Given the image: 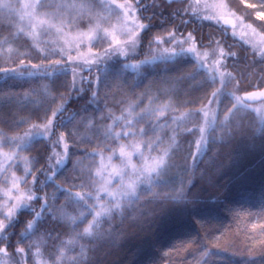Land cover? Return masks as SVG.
Returning a JSON list of instances; mask_svg holds the SVG:
<instances>
[{
    "label": "snow or ice",
    "instance_id": "6c2138e0",
    "mask_svg": "<svg viewBox=\"0 0 264 264\" xmlns=\"http://www.w3.org/2000/svg\"><path fill=\"white\" fill-rule=\"evenodd\" d=\"M93 4L94 0H91L88 4L89 11H91ZM112 5L113 15L116 18L127 15L129 10L135 11L136 8L141 7L139 3L135 7L131 4L119 5L115 3V0H112ZM65 7L66 5L59 3L58 0H31V2L21 5L18 10L13 9L7 3H0V9L6 8L10 11L22 13L21 20L27 17L29 21L28 35L30 37L48 35L54 30L57 34H60L65 24L79 27L80 23L87 22L88 25L95 24V28L82 34L77 48L107 44V48H104L102 53H93V59L83 61L79 56H72L70 54L71 50L66 54L63 48H53L45 51L37 46L35 50L38 55L33 57L29 53H24L28 58L27 63L24 59H21L15 67H0V93H4L5 88H8L5 96L8 100L16 98V94L11 92V88L16 87V82L24 80L26 77H41L49 80L53 85H56L59 81L71 89L69 96L64 97L61 94L62 102L54 111L51 110L50 104L48 106L42 105L41 112L37 115L43 123H31L22 135L9 136L0 128V147L6 145L13 149L12 154L7 156V160L10 162L8 168L20 163L27 165L23 168V177L17 178L14 173L12 174L13 186L11 191H19V187L15 183L17 179L20 185H28L27 177L32 176L31 187L25 188L20 195L9 197L7 203L0 205V245H3V247H0V254L7 258L6 264L14 259L15 264H24L26 251L29 258L44 255L41 246L36 243H28L26 247H15V256L8 253V248L12 246L11 238L14 235H18L19 239L16 243L19 244L24 241L29 233L32 235L40 233V239L46 236L47 239L53 240L52 251L47 253L51 264H98V248L93 245L97 244L104 236L102 222L111 225L112 220L119 217L120 222L113 226L112 231L121 234L123 238L127 235L126 230L121 227L125 220H129L131 224L138 227H143L145 224L150 225L151 223L152 216L149 215V212H154V208L144 209L138 216H134L133 213L137 211L138 206L155 205L162 207L169 204L188 205L194 203V197L191 196V181L188 188H185L183 183L177 188L170 186L167 178L168 171L173 166L170 163V153L174 154L180 147L176 143V136L179 132L199 135V138L195 140L196 152L192 153L193 163L191 166L186 165V169L190 170L193 176L196 175L198 167L196 161L204 155V147L209 141L214 144L222 141L221 147L230 145L232 142V133L235 131L236 122L235 120H229L225 123L220 120L219 109L212 116L209 115L208 111L201 108L188 109L181 116H169V113L175 111L171 102L150 108H140L139 103L134 102L130 103L121 112L120 116H115L110 111H106L108 106L106 101L101 99L102 90L103 96L108 97L114 86L121 90L126 88L139 100L146 93H137L136 88L140 87L145 80H148L156 72V68H153L151 72L145 71L144 66L157 65L159 62V65H162L159 71L163 73L159 76L160 82L168 83L173 79L167 75L168 73L177 71L181 64L191 62L192 71L181 73L175 79L196 81L197 76H201V80L197 81V89L218 84L219 87H216L215 91L211 93L209 104L219 105L223 103L224 99L230 97L235 100V103H232L231 108L228 109L229 113H232L233 110L239 111L241 108H250L244 98L234 95L230 86L233 85L235 77L231 73L220 72L215 67L207 68L196 47L185 48L183 46L188 43L189 39H196L191 33H188V36L182 39H177V36H182V34L174 30L167 31L165 35H150L152 19L144 17L147 23L138 25L139 32H132L131 34L125 32L126 39L123 41L115 40L114 37L109 39L107 29L101 27V24L97 22V17L82 14L78 21L66 19L61 11ZM189 7L191 8V5ZM184 11L187 12L188 9ZM193 11L195 10L193 9ZM258 18L264 20V12L258 13ZM204 19L217 21L218 18L209 16L204 17ZM182 23L186 22L182 21ZM57 24L62 27L57 28ZM223 27L227 31L230 26L227 22H224ZM37 29H39V32H37ZM165 44L170 45V47H163ZM228 55L235 56L236 54L228 53ZM117 56L123 57L122 69L109 71V61ZM139 56L143 58L136 59ZM53 57L59 58L53 59ZM188 57H191L190 61L187 59ZM261 57L264 58V52H261ZM32 59H38L40 62L33 64L31 63ZM216 63L222 68L226 67L221 61ZM93 68L96 69L97 73L94 80L90 78ZM127 69H131L132 73H135L131 80L124 72ZM85 72L89 75L85 76ZM69 76H71L70 81L67 79ZM77 77L80 78L79 85L77 84ZM8 81L13 83L8 84ZM235 87H238V84ZM32 90L35 91V89ZM86 91H91L89 103L96 106L95 113L99 114V119L111 121V124L104 128L92 125L89 128L92 135H84L80 138H77L75 133L72 132L67 135L65 133L57 134L56 129L66 127L77 116H80L81 112L87 111V107H83L80 112H74L72 115L65 117L67 105L72 102L73 93L76 98H80ZM253 95L249 94L248 99H252ZM261 95L264 96V93ZM54 102L55 97L51 100V103ZM194 102L185 101L184 103ZM137 109L139 110L137 111ZM49 111H51V117L48 116ZM29 119L30 117L21 118L12 122L9 127L15 128L21 124H26ZM169 119L176 126L173 128L172 143L167 148H159L161 136L157 135V130L167 126L161 124L160 121ZM81 121L87 125L89 117L82 116ZM3 123L5 122L0 121V124ZM186 123H192V127L181 129L180 125ZM117 127L119 131H116ZM256 130L264 132V116L261 117ZM218 131L219 136L217 135ZM153 136H155V139L152 138ZM34 141L37 143L43 141L50 151L46 155L38 152L37 155L31 157L21 156L22 151L32 152L34 150ZM85 143L95 144L96 147L91 151L87 148H79V145ZM70 148L73 151H69ZM56 149L61 151L57 152ZM157 150L161 154L153 156L151 153ZM76 151H80L81 155L77 156ZM104 152L110 153L107 157L109 163L105 164L102 159L99 167L94 169L92 165L95 164V157H103ZM215 155L219 157V152ZM85 158H92V164L89 165L87 170L79 167L82 159ZM134 158L138 163L133 162ZM40 159H44L45 163L36 169L39 175H34L32 168L39 163ZM113 160L118 161V163L112 164L111 161ZM53 161L54 163H52ZM68 164L72 165L71 171L76 173L70 179L80 181L79 184L73 183L72 187L86 188L87 191L73 192L71 188H65L55 183V176L64 172ZM225 166L221 163L217 171L219 172ZM7 171L8 169H5V173ZM64 174L68 175L67 172H64ZM39 176H43L44 180L41 181ZM49 184L55 189L52 193L45 191ZM154 188L156 191H153ZM41 193L43 194L41 195ZM143 193H147L148 197L141 202ZM57 194L64 197L65 204H57ZM37 203H39V208L35 207ZM72 204L85 209V211H80L78 215L67 212V207ZM25 214H28L31 218H27ZM89 216L91 221L87 223V226L66 240H62L60 235L53 238V229L46 227L49 222L48 218L59 222L60 218L64 217L70 222L72 228L76 229L87 221ZM21 224L23 225L22 230L16 233L15 229L20 227ZM255 227L256 225H253V228ZM261 229L264 231V225H261ZM107 235L111 238L112 232L109 231ZM82 240H87V245L79 243ZM57 242H59V247ZM262 244H264V241H262ZM203 247L206 248L207 246L204 245ZM33 248H36L35 253H32ZM70 251L75 254L69 256ZM226 252L227 249L217 250L213 252V255L221 256ZM205 254L207 255V252ZM253 254L250 253V255ZM260 254L264 255V253ZM44 264H47V261ZM224 264H227V262H224Z\"/></svg>",
    "mask_w": 264,
    "mask_h": 264
},
{
    "label": "trees",
    "instance_id": "16d2710c",
    "mask_svg": "<svg viewBox=\"0 0 264 264\" xmlns=\"http://www.w3.org/2000/svg\"><path fill=\"white\" fill-rule=\"evenodd\" d=\"M18 2V0H0V3H7L13 9H17ZM58 2L66 5L65 8L61 9L66 19L78 21L82 14L85 16L92 15L97 17V22L102 23V28H104L110 24V20L115 18L113 9H106L105 5L100 3L99 0H94L91 11L88 10V4L91 0H58ZM226 2L241 14L248 23L264 32V20L258 18V13L264 12V0H226ZM142 3L147 4L146 7L151 14L152 29L150 35H165L169 30L178 31L182 36L178 35L177 38L181 39L187 37L188 33L194 35L191 23H182L186 18L196 22L198 17L190 12L192 7L189 8L187 0H142ZM102 6L106 10L103 14L97 11ZM185 9H188V11L185 12ZM138 13L143 23H147V20L141 15V7H139ZM19 21L18 11H10L6 8L0 9V67H15L21 59H24L27 63L28 58L24 53H29L33 57L38 55L35 50L37 46L45 51L53 48L60 49V46L49 39L55 34V30L48 35H43L39 42L33 40L25 32L20 31L18 28ZM204 23L206 26L207 22ZM86 26L91 25H88L87 22L80 23L79 27L64 25L67 30H75ZM92 27L95 28V24H92ZM229 39L238 42L239 45H228L227 42L221 40L209 45L197 46L214 47L220 45V43L222 44L226 57L223 64L226 67H221V72L231 73L235 77L233 85L230 87L235 96L243 98V94L254 88V85L264 87V58L261 57L264 48L258 49L253 44L249 45L231 34ZM228 53H235L236 55L229 56ZM57 58L59 57H53V59ZM142 58V56H139L136 59ZM187 59L190 61L191 57ZM231 59L239 61V64L234 67L230 62ZM122 61L123 57H114L109 61V71L122 69ZM39 62L38 59L31 60L33 64ZM160 67L162 65H159V62L157 65L144 66L145 71L151 72L153 68H156V72L148 80H145L140 87L136 88L137 93H146L139 100L126 88L121 90L114 86L108 97L103 96L102 90L101 99L105 100L108 106L106 111H110L115 116H120L121 112L130 103H139L140 108H150L171 102L175 111L168 115L181 116L188 109H204L209 105L211 93L215 91L216 87H219L217 84L212 87L197 89V81L201 80V76H197L196 81L175 79L181 73L192 71L191 62L181 64L177 71L168 73L167 75L173 79L168 83H161L159 76L163 73L159 71ZM249 71L251 74L248 73ZM124 72L130 80L135 75L131 69L124 70ZM85 73L86 76L89 75L87 72ZM96 74V69L93 68L90 78L94 80ZM67 79L70 81L71 76ZM12 83V81H8V84ZM16 83L17 86L11 88V92L16 94L15 99L8 100L5 98L8 88H5L4 93H0V121L5 122L0 124V128L9 136L22 135L31 123H43L37 115L41 112V106L50 104L51 110L54 111L62 102L61 94L67 97L71 91L69 87L64 86L59 81L56 85H53L49 80L41 77H26ZM237 84L238 87H235ZM32 89H35V91ZM53 97H55V102L51 103ZM90 97L91 91H86L80 98H76L73 93V99L67 105L65 117L72 115L74 112H80L83 107H87V111L81 112V115L77 116L66 127L56 129L57 134L65 133L67 135L72 132L75 133L77 138H80L84 135H92L89 131L92 125L104 128L111 124V121L99 119V114L95 113L96 106L89 103ZM185 101L195 102L184 103ZM262 101L264 100L254 103L246 102L256 104ZM232 103H235V100L229 97L217 106L220 120L225 123L229 120H235L236 122L231 144L221 147L222 141L215 144L209 141L205 145L204 155L196 161L198 167L195 176L192 175L190 170L186 169V165L191 166L193 163L192 153L196 152L195 140L199 135L179 132L176 136V143L180 147L174 154L170 153V163L173 166L169 169L167 178L169 185L177 188L182 183L185 188H188L191 181V196L194 197V203L188 205L169 204L162 207L155 205L138 206L137 211L133 213L134 216H138L144 209L154 208V212H149V215L152 216L151 223L150 225L145 224L143 227H138L131 224L129 220H125L121 227L126 230L127 235L123 238L121 234L112 231L113 226L119 224V217L112 220L111 225L102 222L104 236L97 244L93 245L98 248V264H224V262H227V264H264V255L260 254L264 253V244H262L264 231L261 229V225H264V132L256 130L260 120L253 109L241 108L239 111L233 110L232 113H229L228 109L231 108ZM48 116L51 117V111L48 112ZM82 116L89 117L87 125L82 123ZM225 116L228 118L224 120ZM29 117L28 123L15 128L9 127L12 122ZM160 123L167 126L157 130V135L161 136L159 148H167L172 143L173 128L176 126L172 124L171 119L161 120ZM183 127L190 128L192 123L180 125L181 129ZM116 131H119L118 127ZM217 135H220L219 131ZM152 138L155 139V136ZM95 147V144L85 143L79 145V148H87L89 151ZM0 151L12 154L13 149L5 145L0 147ZM49 151L50 149L43 141L39 143L34 141V150L32 152L22 151L20 155L31 157L37 155L38 152L46 155ZM69 151H73V149L70 148ZM217 152H219V157L215 155ZM151 154L157 156L161 153L157 150ZM76 155L80 156L81 152L76 151ZM109 155L110 153L104 152L103 157H95L93 168L99 167L101 160ZM133 162L138 163L135 158ZM44 163V159H40L39 163L32 168L34 175H39L36 169L43 166ZM221 163L226 166L218 172L217 168ZM90 164H92V158H85L82 159L79 167L87 170ZM26 166V164L20 163L13 167L17 178L24 176L23 168ZM71 168L72 165L68 164L64 170L68 173L67 176L64 172L56 175L55 183L65 188H71L73 192L87 191L86 188L72 187L73 183L79 184L80 181L70 179L71 176L76 175L71 171ZM7 175L9 177L8 171L7 173H5V170L0 172V190L7 183ZM39 179L42 181L44 177L39 176ZM27 180L29 184L21 185L22 188L31 187L32 176H28ZM45 191L52 193L55 189L49 184ZM153 191H156V189L154 188ZM57 195V204H65L64 197L60 194ZM1 197L0 194V199ZM147 197L148 194L143 193L141 202ZM35 207L39 208V203ZM66 210L73 215L85 211V209L74 204L69 205ZM25 215L27 218H31L28 214ZM141 219L143 218L141 217ZM48 221L46 227L53 229V238L60 235L62 240H66L70 236H74L76 232L81 231L83 227H86L87 223L91 221V217L89 216L87 221L76 229H73L70 222L64 217H61L59 222L52 221L51 218H48ZM253 225H256V227L253 228ZM22 228L23 225L21 224L20 227L15 229V232L19 233ZM109 231L112 232L111 238L107 235ZM40 237V233L36 235L29 233L24 241L17 244L16 241L19 237L14 235L11 238L12 246L8 248V253L15 256V247H26L28 243H36L41 246L44 255L29 258L26 251L24 264H44L45 261H47V264H51L47 253L52 251L53 240L47 239L46 236L42 239ZM79 243L87 245L88 241L82 240ZM204 245L207 247L204 248ZM57 246H60L59 242H57ZM0 247H3V245H0ZM224 249H227L225 254L221 256L213 255L214 251H223ZM35 251L36 248H33L32 253H35ZM250 253L254 254L250 255ZM74 254L71 251L68 253L69 256ZM6 259L3 254H0V264H6ZM9 263L15 264V259Z\"/></svg>",
    "mask_w": 264,
    "mask_h": 264
},
{
    "label": "rangeland",
    "instance_id": "374dc122",
    "mask_svg": "<svg viewBox=\"0 0 264 264\" xmlns=\"http://www.w3.org/2000/svg\"><path fill=\"white\" fill-rule=\"evenodd\" d=\"M18 6L17 10L20 8L21 5L25 3L31 2V0H18ZM188 5H191V11L195 15H201L203 17H209V16H215L217 17V21L220 24H223L224 22H227V24L230 26V34L234 35L236 38L242 40L243 42H246L247 44H253L258 49L264 48V32L257 29L254 25H251L248 23L245 18L239 14L236 10L231 8L229 4L226 2V0H187ZM100 3H103L105 5V8L108 10L113 9L112 0H99ZM116 4L119 5H133L135 7L137 5L136 0H115ZM190 8V7H189ZM103 6L101 9H97L99 13H102L106 11L103 9ZM193 9L195 11H193ZM139 8H136L135 11L129 10L127 15H123L120 18H114L110 20V24L106 25L104 29H107L109 33V39H112L113 37L115 40L123 41L126 39L124 36L125 32H128L131 34L132 32H139L140 29L138 25L140 23H143L141 18L139 17ZM19 17L22 15V13L18 12ZM43 18V17H41ZM213 21V20H210ZM28 19L25 17L23 20L20 19L18 28L20 31L25 32L28 35L29 28H28ZM99 23V21H98ZM101 27L103 26L102 23ZM62 26L60 24H57V28H61ZM90 29H94V27L86 26L82 28H76L75 30H67L65 27H62V31L60 34H57L55 31V34L52 35L51 38H49L51 41H54L60 48H63L65 50V53H69L74 57L79 56L81 61L83 60H91L94 58L93 53H102L104 48H107V44L102 46H90V47H80L77 48V45L79 44L82 34L88 33ZM37 32H39V29H37ZM234 33V34H233ZM29 36V35H28ZM43 37V35H37L35 38L31 37L35 41H39ZM181 39V38H177ZM48 40V38H47ZM199 44H195V40H188V43H185L183 46L185 48H188L190 46H194L197 48V51L200 55V58L204 61L205 66L209 69L215 67L221 72V67L219 64H217V61H221L222 63L225 61V51L223 49L222 44L215 45L214 47L211 46H197ZM122 46V45H117ZM163 47H170V45H163ZM259 51V50H258ZM86 76L87 74L84 73ZM77 84H80V78L77 77ZM261 88V87H260ZM240 97V96H239ZM250 108L255 111L257 114L258 119L260 120L262 116H264V101L256 103V104H249ZM217 104H209L207 105L203 110L208 111L209 115L212 116V114L217 110ZM228 117H224V120ZM199 138V136H198ZM197 138V139H198ZM205 148V147H204ZM57 152H60V149H56ZM11 155V153H5L0 151V172H3L5 169H8L7 175V183L5 186H3L0 190L1 199H0V205H4L8 202L9 197L20 195L25 188H22L19 184V180L17 179L15 183L19 187V191L13 192L11 191L13 186V179L12 174L14 172V166L11 168H8L9 161L7 160V156ZM108 157V156H107ZM106 158H103V162L105 164H108L109 161ZM54 163V161L52 162ZM112 164H117L118 161H111ZM15 177L17 175L15 174ZM7 260V259H6ZM14 264V263H9Z\"/></svg>",
    "mask_w": 264,
    "mask_h": 264
},
{
    "label": "flooded vegetation",
    "instance_id": "af4514ba",
    "mask_svg": "<svg viewBox=\"0 0 264 264\" xmlns=\"http://www.w3.org/2000/svg\"><path fill=\"white\" fill-rule=\"evenodd\" d=\"M136 3L141 5L142 8V13L141 15L143 17H151V14L149 13V9L146 7V3H142V0H136ZM198 17L196 18V22H192L189 18L185 19L186 23H191L192 25V30L194 32V37L195 39V44L199 45H209L213 42H220L221 40L225 41L228 43V45H233L237 44L239 45L238 42L232 41L229 39L230 36V30L228 28L227 31L224 30L223 24H220L218 22L210 21L208 19H204L203 16L197 15ZM181 22V20H180ZM207 22L206 26L205 23ZM221 44V43H220ZM231 64L236 67V64H239V61H236L234 59L230 60ZM239 70V69H238ZM254 70H256L254 68ZM251 74V72H248ZM255 86V85H254ZM252 88L251 90H253Z\"/></svg>",
    "mask_w": 264,
    "mask_h": 264
},
{
    "label": "water",
    "instance_id": "95a60500",
    "mask_svg": "<svg viewBox=\"0 0 264 264\" xmlns=\"http://www.w3.org/2000/svg\"><path fill=\"white\" fill-rule=\"evenodd\" d=\"M262 93H264V87L258 88L256 85V87L253 90L245 92L243 94V98L249 103L258 102L264 100V96L261 95ZM249 94H254L252 99H248Z\"/></svg>",
    "mask_w": 264,
    "mask_h": 264
}]
</instances>
